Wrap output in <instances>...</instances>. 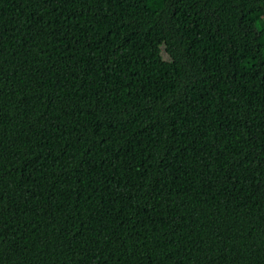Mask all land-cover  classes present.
<instances>
[{
  "label": "trees",
  "instance_id": "obj_1",
  "mask_svg": "<svg viewBox=\"0 0 264 264\" xmlns=\"http://www.w3.org/2000/svg\"><path fill=\"white\" fill-rule=\"evenodd\" d=\"M0 264H264V0H0Z\"/></svg>",
  "mask_w": 264,
  "mask_h": 264
}]
</instances>
